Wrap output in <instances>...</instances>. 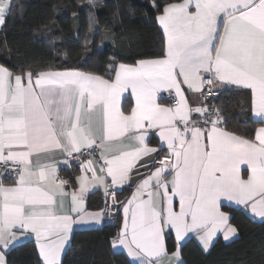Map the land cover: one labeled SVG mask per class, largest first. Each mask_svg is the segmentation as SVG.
I'll list each match as a JSON object with an SVG mask.
<instances>
[{"label": "snow or ice", "instance_id": "1", "mask_svg": "<svg viewBox=\"0 0 264 264\" xmlns=\"http://www.w3.org/2000/svg\"><path fill=\"white\" fill-rule=\"evenodd\" d=\"M151 6L153 58L111 57L103 74L0 64V264L23 239L38 264H63L74 226L106 216L127 264H185L190 234L207 253L218 234L238 236L232 211L264 223V0ZM16 10L0 0V28ZM233 89L254 135L229 130L216 103ZM61 165L78 174L62 177ZM99 188L104 206L90 211Z\"/></svg>", "mask_w": 264, "mask_h": 264}, {"label": "trees", "instance_id": "2", "mask_svg": "<svg viewBox=\"0 0 264 264\" xmlns=\"http://www.w3.org/2000/svg\"><path fill=\"white\" fill-rule=\"evenodd\" d=\"M13 3L17 10L0 30V64L16 69L56 66L61 70L103 74L111 57L118 62L134 63L141 58H153L161 47L162 30L151 0H13ZM89 13L95 17L94 22L90 21ZM216 103L226 110L229 130L254 135L259 125L252 122L249 104L239 90L222 92ZM64 174L77 173L70 169ZM130 192L131 189H126L120 199ZM87 204L97 209L104 206V200L100 194H94ZM230 215L232 224L239 229V237L228 243L218 240L208 253L194 239H189L182 248L185 264H264V223L238 210ZM117 224L116 219H111L101 228L75 230L63 264H127L126 256L109 244ZM7 259L10 264H38L34 241L18 244Z\"/></svg>", "mask_w": 264, "mask_h": 264}, {"label": "crops", "instance_id": "3", "mask_svg": "<svg viewBox=\"0 0 264 264\" xmlns=\"http://www.w3.org/2000/svg\"><path fill=\"white\" fill-rule=\"evenodd\" d=\"M0 30H1V28H0ZM145 59H147V58H145ZM135 63V62H134ZM127 64H133V63H127ZM62 166L63 165H61L60 166V174H61V172H62ZM78 174V173H77ZM94 194H100L102 197H103V200H104V193H103V189L102 188H99L98 190H94V192H93V194H90V196H92V195H94ZM130 195V194H129ZM128 195V196H129ZM89 196V197H90ZM128 196H126V197H124L123 199H125V198H127ZM89 199V198H88ZM123 199H121V200H123ZM87 202H88V200H87ZM87 207H88V204H87ZM88 209L90 210V211H94V210H96V209H92V208H89L88 207ZM255 220H258V219H255ZM111 221V219L108 217V216H106L104 219H103V221L100 223V224H85V225H76V226H74V231L75 230H84V229H94V228H101L105 223H108V222H110ZM259 221V220H258ZM232 223V222H231ZM235 226V225H234ZM239 237V232H238V236L237 237H233L230 241H225L224 239H223V236H222V234H218V236H217V238L215 239V241H214V244L218 241V240H222V241H224V242H226V243H228V242H231V241H233V240H235V239H237ZM189 239H194L195 240V242L199 245V247L202 249V246L200 245V243H199V241L197 240V238L194 236V235H191L190 234V236L188 237V238H186L185 239V241L183 242V244L186 242V241H188ZM30 240H32V241H34V239H23L22 241H21V243H23V242H26V241H30ZM20 243V244H21ZM211 250V249H210ZM210 250L208 251V252H210ZM114 251H116V250H114ZM203 251V250H202ZM116 252H119V251H116ZM204 252V251H203ZM207 252V253H208ZM204 253H206V252H204ZM64 257V256H63ZM63 257H62V259H63Z\"/></svg>", "mask_w": 264, "mask_h": 264}, {"label": "built area", "instance_id": "4", "mask_svg": "<svg viewBox=\"0 0 264 264\" xmlns=\"http://www.w3.org/2000/svg\"><path fill=\"white\" fill-rule=\"evenodd\" d=\"M163 95L166 96L167 94L165 93V94H163ZM210 98H211V97H210ZM164 102H167V101H164ZM67 170H70V168H67V167H65V166H62V172H61L60 175H61L62 177H66V175L64 174V172L67 171Z\"/></svg>", "mask_w": 264, "mask_h": 264}, {"label": "water", "instance_id": "5", "mask_svg": "<svg viewBox=\"0 0 264 264\" xmlns=\"http://www.w3.org/2000/svg\"><path fill=\"white\" fill-rule=\"evenodd\" d=\"M124 200V199H123Z\"/></svg>", "mask_w": 264, "mask_h": 264}]
</instances>
